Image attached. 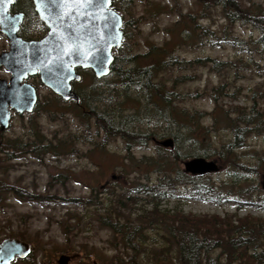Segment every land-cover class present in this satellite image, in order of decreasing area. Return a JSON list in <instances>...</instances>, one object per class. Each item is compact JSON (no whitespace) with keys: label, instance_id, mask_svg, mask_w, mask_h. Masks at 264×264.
Instances as JSON below:
<instances>
[{"label":"rangeland","instance_id":"obj_1","mask_svg":"<svg viewBox=\"0 0 264 264\" xmlns=\"http://www.w3.org/2000/svg\"><path fill=\"white\" fill-rule=\"evenodd\" d=\"M252 1L264 6V0ZM19 6L28 13L20 34L25 38L46 34L47 27L29 4L21 0ZM114 8L129 32L122 54L139 55L140 65L152 62L143 56L152 44L165 46L180 58L210 57L226 63L219 68L211 61L190 64L186 70L173 65L155 79L179 93L176 118L181 109L200 113L203 129L191 123L178 131L168 109L165 113L146 105L137 86L123 90L114 73L98 79L92 70L81 69L82 79L74 89L82 98L98 94L100 99H87L80 107L55 94L38 74L29 76L39 97L34 111H13L9 127H0V240L20 238L33 248L29 257L15 264H59L63 253L70 256L69 264H103L118 251L124 255L120 235L102 223L107 215L112 221L140 225L147 248L142 264L154 263V249H164L168 257L175 254L177 246L167 231L172 223L163 221L164 216L264 217L257 201L264 199V128H251L244 146L223 152L234 141L232 125L241 113L258 109L264 127V44L256 42L260 32L241 22L229 24L219 6L203 9L200 0H117ZM9 45L0 30V53ZM10 76L0 66V78ZM97 112L114 114L117 121L120 115L135 113L138 118H131V128L152 138L130 146L118 135L105 139L93 116ZM168 137L174 138L172 148L158 143ZM16 140L23 149L10 157L9 144ZM48 143L56 152H34ZM196 156L218 162V171L200 179L217 195L198 196L181 181L173 188L160 186L168 180L165 175L174 179L179 171L190 174L183 162ZM155 161L162 162L161 170ZM9 185L27 194L9 191ZM142 185L150 191L135 192L145 189ZM157 190L162 192L160 200ZM127 196L137 197V203ZM148 218L152 223L146 222Z\"/></svg>","mask_w":264,"mask_h":264},{"label":"trees","instance_id":"obj_2","mask_svg":"<svg viewBox=\"0 0 264 264\" xmlns=\"http://www.w3.org/2000/svg\"><path fill=\"white\" fill-rule=\"evenodd\" d=\"M116 2L117 0L113 2L114 7ZM200 2L203 9L210 6H219L223 16L231 25L235 22L251 25L260 32L256 42L264 44V6L261 4L252 0H200ZM123 33L124 37H129L125 24L123 25ZM123 49L124 44L118 49L121 54L115 56L111 71V73L117 75V80L119 79L118 82L123 86V90L130 91L133 86L139 87L140 95L145 99L146 105H149V103L153 104L157 106L160 112L164 110L166 113V110H169L168 115L172 121L176 122L178 131L181 128H189L191 123H196L199 130L203 129L200 123V113H188L185 109H181L178 113L179 118H176L174 104L180 98L179 93L171 88L165 89L164 85L156 83L155 79L158 73L173 67V65L186 70L190 64H206L211 61L219 68V64L226 63L212 60L210 57H197L192 60L180 58L178 55H175L174 51L167 49L165 46L152 44L148 47L145 55H143L147 56L149 61L151 60L152 62L140 65L138 63L139 55L122 54L124 52ZM118 62H122L127 67L121 68L117 65ZM188 78L189 76L182 77L183 80ZM87 99L98 100L100 97L98 94H89L87 98L81 97V106L86 103ZM93 116L97 119L100 127H103L105 139L118 135L130 146L146 143L148 139L152 138V135L149 133H141L131 128V118H138V115L135 113L120 115L118 121L114 114L97 112ZM251 128H264L260 118V111L254 107L248 113H241L240 117L234 120L232 125L234 141L232 144L226 145L223 152H233L234 149L244 146L245 139L250 134ZM178 136L179 134H175L174 138L178 139ZM38 142L42 144L44 140L39 138ZM9 147L12 148L13 153H8L10 157H14L17 152H21L23 144L16 140L10 143ZM54 148H56L55 145L53 146L52 143H48L44 146L39 145V147H35L33 150L36 154L41 153L43 150L56 152ZM5 151L7 150L5 149ZM155 163L158 164L157 168L161 170L162 162L155 161ZM163 178L168 180L162 183L161 187L170 186L173 188L177 182L181 181L190 185L191 190L198 194V196L205 197L206 195L215 196L218 194L210 183L200 181L202 175H190L179 171L174 179L166 175ZM142 187L145 189H136L135 192L150 191V187L147 185H142ZM8 190H12L17 194H27L26 192L23 193L24 191L19 188L10 185ZM155 192L156 195L159 194L156 199L160 200L162 192L159 190ZM127 198L135 203L138 201L137 197L127 196ZM257 201L261 208L264 209V199L262 198ZM154 213H151L153 218H155ZM108 216L102 219V223L109 227L116 235H120L119 238L121 240H118L122 241L124 255L118 251L111 258L102 260L103 264H142L141 256L143 255L141 254L147 248L143 247L146 241L142 237L143 233L140 225L130 226L122 224L119 221H112ZM167 217L164 216L162 220L165 222L168 220V222L172 223L171 226H167V231L171 238L170 241L174 242L177 246L175 254L173 257H168L164 249H154L151 252L152 256H155L153 264H264V217L246 215L234 218L229 214L222 218L216 217L218 219L212 216L200 217L182 214L177 217H174V215L169 216L168 219ZM152 220V218H148L146 222L150 224ZM216 250H220V252L216 256H213ZM158 254H161V257L156 256Z\"/></svg>","mask_w":264,"mask_h":264},{"label":"water","instance_id":"obj_3","mask_svg":"<svg viewBox=\"0 0 264 264\" xmlns=\"http://www.w3.org/2000/svg\"><path fill=\"white\" fill-rule=\"evenodd\" d=\"M15 0H0V30L9 39V49L0 53V66L10 71L9 79L0 78V127H9L13 111L33 112L38 102L36 87L27 79L38 74L41 81L64 100L81 102L72 88L82 79L81 69H91L97 78L108 76L115 61L114 50L123 45V16L113 7L114 0H33L47 32L40 38H25L19 31L24 12L12 13ZM174 147V138L158 141ZM193 175L216 172L217 161L196 156L183 162ZM114 176V175H113ZM264 190V175L262 177ZM31 244L19 238L0 242V264H11L15 257H26ZM59 264H69L63 253Z\"/></svg>","mask_w":264,"mask_h":264},{"label":"flooded vegetation","instance_id":"obj_4","mask_svg":"<svg viewBox=\"0 0 264 264\" xmlns=\"http://www.w3.org/2000/svg\"><path fill=\"white\" fill-rule=\"evenodd\" d=\"M25 1V3L28 5L29 4V7L31 8V10H32V12L34 13V14H36L37 16H38V14H37V12H36V10H35V7H34V3H33V0H24ZM19 2H21V0H15L13 3H12V5H11V7H10V12H12V13H15V12H19V11H23L24 12V15H25V17H26V15H27V13H26V11L25 10H23V7H20L19 6ZM81 70V68H78V71H80ZM75 82H77V81H73L72 82V88L74 89V83ZM75 90V89H74ZM76 91V90H75ZM77 92V91H76ZM78 93V92H77ZM79 94V93H78ZM80 95V94H79ZM69 102H73L75 105H77V106H81V104H77L76 102H74V101H72V100H70ZM6 238H8V237H6ZM5 239V238H4ZM4 239H1L0 240V242L2 241V240H4ZM30 255V254H29ZM29 255L27 256V257H29ZM27 257H25V258H27ZM25 258H19V257H16L12 262H11V264H15V261H17V260H23V259H25Z\"/></svg>","mask_w":264,"mask_h":264}]
</instances>
